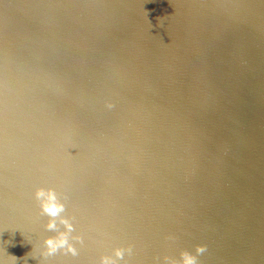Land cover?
<instances>
[{
  "label": "water",
  "instance_id": "1",
  "mask_svg": "<svg viewBox=\"0 0 264 264\" xmlns=\"http://www.w3.org/2000/svg\"><path fill=\"white\" fill-rule=\"evenodd\" d=\"M41 186L78 256L46 254ZM198 244L264 264V0H0V264Z\"/></svg>",
  "mask_w": 264,
  "mask_h": 264
},
{
  "label": "clouds",
  "instance_id": "2",
  "mask_svg": "<svg viewBox=\"0 0 264 264\" xmlns=\"http://www.w3.org/2000/svg\"><path fill=\"white\" fill-rule=\"evenodd\" d=\"M109 108L113 105L109 104ZM35 199L40 206L41 213L49 217L47 228L56 234L48 236L44 244L46 246V254L51 256L57 252L63 251L75 257L79 255L77 243L83 245L84 236L82 234L73 235L75 225L72 219L62 215L66 209L65 199L61 198V194L55 187H38L35 191ZM57 220L64 227L59 229ZM170 239L172 237H169ZM207 250V245L198 244L195 251L184 249L181 251L179 258L165 256L163 264H200L199 256ZM126 253L130 256L133 253L132 245L127 247H116L111 254L101 256L99 264H121L125 259Z\"/></svg>",
  "mask_w": 264,
  "mask_h": 264
}]
</instances>
